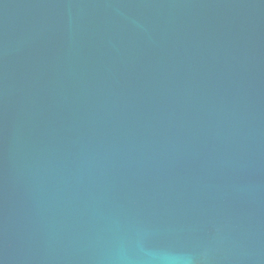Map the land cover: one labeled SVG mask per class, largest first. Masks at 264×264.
Listing matches in <instances>:
<instances>
[{
	"label": "water",
	"instance_id": "water-1",
	"mask_svg": "<svg viewBox=\"0 0 264 264\" xmlns=\"http://www.w3.org/2000/svg\"><path fill=\"white\" fill-rule=\"evenodd\" d=\"M0 264H264V0H0Z\"/></svg>",
	"mask_w": 264,
	"mask_h": 264
}]
</instances>
